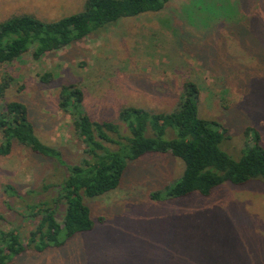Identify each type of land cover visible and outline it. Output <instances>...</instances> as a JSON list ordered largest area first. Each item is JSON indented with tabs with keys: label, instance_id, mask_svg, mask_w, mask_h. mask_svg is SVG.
Listing matches in <instances>:
<instances>
[{
	"label": "rangeland",
	"instance_id": "rangeland-1",
	"mask_svg": "<svg viewBox=\"0 0 264 264\" xmlns=\"http://www.w3.org/2000/svg\"><path fill=\"white\" fill-rule=\"evenodd\" d=\"M85 0H0V22L22 13L43 19L81 11ZM50 74L48 83L42 74ZM10 75L5 98L23 101L40 139L58 147L65 164L82 157L83 144L58 106L63 85L77 84L95 119H118L122 106L156 112L178 103L182 85L200 87L198 113L227 129L222 147L235 159L260 131L264 146V0H168L164 8L124 17L80 41L35 59L30 52L0 63ZM22 145L0 156V215L4 228L23 236L34 224L3 191L25 194L57 181L59 165ZM184 163L169 153L130 161L120 185L87 198L94 225L61 247L27 250L9 264H264V183L224 182L209 196L157 201L151 192L172 183ZM61 219V216H59Z\"/></svg>",
	"mask_w": 264,
	"mask_h": 264
},
{
	"label": "trees",
	"instance_id": "trees-1",
	"mask_svg": "<svg viewBox=\"0 0 264 264\" xmlns=\"http://www.w3.org/2000/svg\"><path fill=\"white\" fill-rule=\"evenodd\" d=\"M168 0H85L81 11L55 19L34 14L13 15L0 22V63L14 61L30 52L35 59L80 41L108 23L124 17L164 8ZM48 83L50 74H42ZM13 82L10 75L0 82V156L22 145L45 160H52L63 173L54 182L44 180L21 194L12 184L3 191L19 201L17 211L34 224L28 235L19 228L6 229L0 215V264L26 252L61 247L79 232L92 229L94 220L87 198L115 190L130 161L146 154L169 153L184 163L182 174L172 183L151 192L157 201H180L195 194L209 196L224 182L244 185L253 179L264 183V146L260 131L248 127V140L239 159L223 147L227 127L198 113L200 87L193 80L182 85L176 107L156 112L126 105L118 119H95L86 110L84 93L77 84L63 85L58 106L71 119L73 133L83 144L80 161L65 164L61 150L43 142L21 100L5 98ZM61 216V219H59Z\"/></svg>",
	"mask_w": 264,
	"mask_h": 264
}]
</instances>
